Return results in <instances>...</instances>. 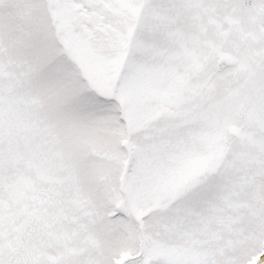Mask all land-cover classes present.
I'll use <instances>...</instances> for the list:
<instances>
[{
  "label": "snow or ice",
  "instance_id": "obj_1",
  "mask_svg": "<svg viewBox=\"0 0 264 264\" xmlns=\"http://www.w3.org/2000/svg\"><path fill=\"white\" fill-rule=\"evenodd\" d=\"M0 264H264V0H0Z\"/></svg>",
  "mask_w": 264,
  "mask_h": 264
}]
</instances>
